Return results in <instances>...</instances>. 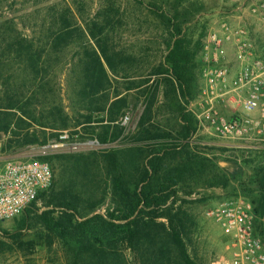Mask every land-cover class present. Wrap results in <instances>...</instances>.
I'll list each match as a JSON object with an SVG mask.
<instances>
[{"label": "rangeland", "instance_id": "374dc122", "mask_svg": "<svg viewBox=\"0 0 264 264\" xmlns=\"http://www.w3.org/2000/svg\"><path fill=\"white\" fill-rule=\"evenodd\" d=\"M256 1L260 0H0V159L15 155L24 159L53 157L51 188L78 195L83 212L95 207L97 212L105 213L114 205L113 182L104 156L109 150H120L126 183L134 190L147 163L144 157L150 150L144 148L143 154L132 150L154 143L135 144L134 140L140 138L138 124L146 110V101L156 91L152 120L147 128L162 136L180 138L181 113H192L197 120V131L183 152L219 165L230 179L226 188L208 189L199 185L191 196L179 195L189 202L185 210L197 225L191 242L188 241L190 254L199 264H205L209 255L224 249L223 232L208 219L207 213L233 197L243 196L252 201L256 186L251 176L264 164V132H258L264 123L259 111L238 112L228 102L215 103L218 116L259 122L246 140L235 144L218 138L211 121L202 116L209 108L203 96L206 86L203 74L209 66L206 46L211 32L219 31L220 25L226 22L233 28H244L254 45L255 55L264 58V16L252 12ZM159 10L187 15L188 32L194 42H200L192 63L188 101L174 91L166 81L167 75L160 74L162 68H167L171 36ZM61 29L68 33L67 45L61 47L66 50V57L61 61L51 60L50 63L59 67L42 73L45 91L50 93V87L57 90L62 84L65 91L66 75L62 70L66 74L67 68L74 69L76 76L83 79L88 67L94 64L89 56L96 51L113 84L111 95L119 93L126 98V109L117 123L123 128V135L116 141L100 144L97 137L83 139L79 133L81 126L66 131L48 130L47 145L21 147L35 139L34 132L43 136L36 124L41 120L49 124L52 110L34 104L35 75L30 59L17 57L19 43L32 48L34 56V52L52 49L50 35ZM102 50L113 70L106 64ZM226 57L225 61L235 72L233 46L226 48ZM46 61L45 57L40 65ZM11 100L20 101L22 109L32 113L37 122L24 117L17 109H8ZM64 104L70 112L66 99ZM125 118H129L127 122ZM96 132L101 131L97 128ZM37 206L43 207L42 202ZM22 218L0 221V264H68L57 243L52 248L48 246L40 227L20 232L18 224ZM128 260L134 261L132 256Z\"/></svg>", "mask_w": 264, "mask_h": 264}, {"label": "trees", "instance_id": "16d2710c", "mask_svg": "<svg viewBox=\"0 0 264 264\" xmlns=\"http://www.w3.org/2000/svg\"><path fill=\"white\" fill-rule=\"evenodd\" d=\"M158 13L171 36L166 56L167 68H162L160 74L167 75L169 78L166 81L180 97L187 100L190 97L192 63L200 42H194L188 32L190 22L187 15L160 10ZM65 31L61 29L50 35L53 48L34 52V56L32 48L19 43L17 57L30 59L35 75L34 104L52 110L49 124L43 120L36 124L41 127L43 136H38V131L34 132L37 134L33 136L35 139L21 147L47 145L48 130L66 131L81 126L82 132L79 133L83 139L97 137L100 144L116 141L123 135V128L117 123L126 109V98L120 97L119 93L111 95L113 84L96 51L89 56L94 64L88 67L83 79L76 76L74 69L67 68L66 74L62 70V74L66 75L65 91L63 84L57 90L49 86L50 93L45 91L42 73L59 67L50 63L51 60L61 61L66 57V50L61 49L62 44L67 45L68 33ZM102 55L111 68L103 50ZM45 57L48 61L40 65ZM156 98V91L148 97L146 110L138 124L140 138L134 140L135 144L154 142L151 146L139 145L132 150L142 154L144 148L150 150L144 157L147 163L134 190L126 183L120 150H109L104 159L113 182V208L105 213L97 212L95 207L83 212L78 195L50 188L40 193L21 215L23 218L18 224L20 232L40 227L48 246L52 248L57 243L68 264H199L190 254L188 246L197 225L193 216L185 210V204L189 202L179 195L191 196L199 185L208 189L226 188L230 179L219 165L183 152L197 131V120L192 113H181L180 138L172 139L167 134L162 136L147 128L152 120ZM65 99L69 102L70 112L66 110ZM11 103L8 109H17L24 117L37 122L32 113L22 109L20 101L11 100ZM94 123L97 125L93 126ZM97 128L101 132L97 133ZM156 147L159 150L154 151ZM39 159L51 164L53 157ZM251 177L256 186L252 202L255 213L260 217L264 214V164ZM39 201L42 202L41 208L37 206ZM128 256H132L134 261L130 262Z\"/></svg>", "mask_w": 264, "mask_h": 264}, {"label": "built area", "instance_id": "2783aa9c", "mask_svg": "<svg viewBox=\"0 0 264 264\" xmlns=\"http://www.w3.org/2000/svg\"><path fill=\"white\" fill-rule=\"evenodd\" d=\"M253 7L254 14L264 16V0L256 1ZM228 46L234 48L235 72L225 61ZM206 51L209 66L203 74L206 83L203 96L209 108L202 116L211 121L218 138L228 144L239 143L251 135L259 122L218 116L215 103L228 102L238 112L259 111L264 123V58L255 55L244 28H233L226 22L219 31L211 32ZM258 132H264V124ZM53 182L54 171L48 161L39 158L7 161L0 168V221L20 217ZM207 216L221 228L224 249L209 255L205 264H264V214L259 217L255 213L251 200L243 196L227 199Z\"/></svg>", "mask_w": 264, "mask_h": 264}, {"label": "crops", "instance_id": "0c3cea01", "mask_svg": "<svg viewBox=\"0 0 264 264\" xmlns=\"http://www.w3.org/2000/svg\"><path fill=\"white\" fill-rule=\"evenodd\" d=\"M14 159H21V158L18 157L17 155H15L14 157H8L6 159H0V168H2L7 161L14 160Z\"/></svg>", "mask_w": 264, "mask_h": 264}]
</instances>
